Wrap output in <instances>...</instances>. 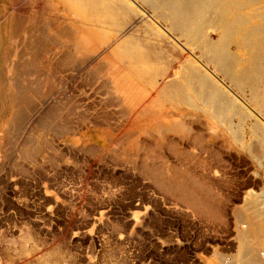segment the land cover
I'll return each mask as SVG.
<instances>
[{"label": "rangeland", "instance_id": "374dc122", "mask_svg": "<svg viewBox=\"0 0 264 264\" xmlns=\"http://www.w3.org/2000/svg\"><path fill=\"white\" fill-rule=\"evenodd\" d=\"M45 2L0 0V264H237L245 225L235 210L251 201L264 207V167L248 146L253 137L246 134L241 144L203 109L183 105V115L161 101L153 105L162 120L188 119L198 138L169 134L170 148L136 133L146 145L128 148L133 111L106 69L68 65L45 78V69L34 68L60 61L70 46L43 29L52 43L32 53L37 16L63 19L60 6L54 14ZM230 49L236 51L234 43ZM17 87L26 100L14 105ZM152 171L162 183L179 173L202 178L218 214L198 211Z\"/></svg>", "mask_w": 264, "mask_h": 264}, {"label": "bare ground", "instance_id": "6f19581e", "mask_svg": "<svg viewBox=\"0 0 264 264\" xmlns=\"http://www.w3.org/2000/svg\"><path fill=\"white\" fill-rule=\"evenodd\" d=\"M45 3L54 14L61 11L60 6L63 19L50 13L37 16L39 19L34 24L38 33L32 53L35 56L42 44L52 43L43 35V29L54 31L57 39L70 46L60 61L58 56V61L50 65L35 62L34 68L45 69L48 72L45 78L68 65L79 64V68H72L92 69L98 74L106 69L112 89L122 93L125 107L133 111L128 133L134 136L124 138L128 148L146 145L136 133L152 137L156 143H167L170 148L175 142L169 134L198 138L193 134L190 120H162L159 105L153 103L167 101L183 115L187 114L183 105L192 110L203 109L223 122L241 144L245 145L246 134L252 136L248 146L258 154L264 167V0H50ZM147 16L154 18L153 21L144 20ZM10 26L17 28V20ZM138 26L144 33H137ZM231 43L236 51L230 49ZM26 93L23 87L14 88L13 104L24 100ZM143 100L146 103L142 105ZM53 109H49L51 114ZM18 116L17 112L12 113L14 121ZM154 177L165 188L178 191L198 211L218 214L212 191L202 178L179 173L172 182L162 183L163 179L156 173ZM259 202L251 201L249 206L235 210L236 218L245 225L238 235L237 261L241 259V264H264V253L259 252L264 250L259 249L264 246V207Z\"/></svg>", "mask_w": 264, "mask_h": 264}]
</instances>
